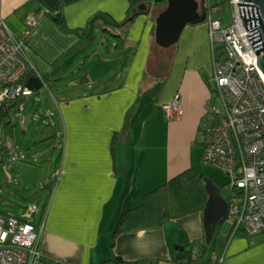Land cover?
Masks as SVG:
<instances>
[{"label":"crops","instance_id":"obj_1","mask_svg":"<svg viewBox=\"0 0 264 264\" xmlns=\"http://www.w3.org/2000/svg\"><path fill=\"white\" fill-rule=\"evenodd\" d=\"M131 1L0 0V9L19 36L29 29L30 17L35 18L37 23L28 40L29 57L40 73L56 72L61 79L80 59L84 58L86 65L96 58V54H87L92 46L88 43L93 41L76 29L88 27L98 14L125 20ZM214 1L218 0H207V5ZM60 11L66 16L67 27L49 14ZM157 16L158 9L153 6L134 19L127 29L126 45L137 49L133 61H127L120 72L115 66L116 72L105 85H94L91 70L83 74L84 68L79 67L78 74L73 71L75 79L67 78L63 92L57 95L53 90L60 87L62 80L49 89L62 124L61 130L56 127L52 134L58 141L54 147L56 157L61 156L55 176L50 174L47 183L41 178L25 182L28 187L44 183L42 193H49L48 199L39 196L22 209L5 211L39 221L43 254L65 264H115L117 257L132 264H183L176 256L184 253L186 245L206 235L204 214L194 212L165 225L136 228L114 236L126 205L140 204L147 191L185 169L196 170L203 153L196 139L211 98V84L205 64L190 63L195 50L191 47L186 51L183 66L177 61L182 43L177 44L170 75L159 96L144 92L149 89L143 84L156 41ZM208 21L186 26L188 43L208 40ZM126 28L121 27L122 31ZM103 76L99 83L106 79ZM177 96L181 97L182 111L169 120L156 104L161 107ZM150 97L155 99L151 107L152 102L147 101ZM2 129L5 126L2 128L0 123ZM5 132L9 136L8 127ZM224 222L217 229L216 240L208 242L210 246L204 252L203 257H213L209 264H264V234L250 236ZM141 230L145 233L142 238L137 235Z\"/></svg>","mask_w":264,"mask_h":264},{"label":"built area","instance_id":"obj_2","mask_svg":"<svg viewBox=\"0 0 264 264\" xmlns=\"http://www.w3.org/2000/svg\"><path fill=\"white\" fill-rule=\"evenodd\" d=\"M231 2L235 8L231 23L215 19L208 10L214 42L213 81L224 107H215L220 121L207 134L202 132L200 139L207 143L204 161L223 166L232 177L230 187L242 190L243 199L230 205L227 218L231 217L235 231L251 236L264 234V72L247 35L251 31L241 17L239 0ZM36 23L31 16L29 29L19 36L0 9V107L32 93L20 81L33 66L28 40ZM164 107L170 118L178 117L181 97ZM6 145L13 147L11 139ZM33 220L0 212V264L39 261L42 228Z\"/></svg>","mask_w":264,"mask_h":264},{"label":"rangeland","instance_id":"obj_3","mask_svg":"<svg viewBox=\"0 0 264 264\" xmlns=\"http://www.w3.org/2000/svg\"><path fill=\"white\" fill-rule=\"evenodd\" d=\"M223 1L226 3L219 6L218 3ZM212 5L213 16L215 19H220L225 24L233 21L235 8L231 0L214 1ZM209 10H211V8ZM109 27L115 32L122 33V29H119L118 27L112 25ZM104 28V26L99 27V24H97V39L92 43H88V45L92 46L87 50V54L92 56L93 54H96V58L94 60H89L86 65L83 64L84 58H82L76 67L73 66L66 70L63 78L59 79L62 80L59 81L60 87H55L53 89L55 94L58 95L65 90V84H68V79L71 80L76 78V75H73V71L78 74L79 67L84 68L83 74H87L86 72L91 70L92 76L90 78L94 85L99 86L105 85V82L108 81L107 79L116 72L113 71L115 66L118 67L116 70L120 72L121 67H124V64L127 61H129V63L133 61L135 51L137 50L136 47H125L124 49L122 48L119 50L121 52H116V38L110 31L105 30ZM186 29L187 28L185 27L181 39L178 42L179 45L182 43V50L179 52L177 61L182 64L187 62V60L183 58L185 57L184 55L186 51L192 47L195 50V55L192 56L190 63L194 64L196 62H202L205 64L204 67L207 72V78L210 80L209 82L211 84L209 95L212 96L213 92L211 90L214 81L211 75H213L215 69L214 42L212 35L209 30L207 41L200 40L198 42L194 41L193 43H188L186 40ZM195 44L196 46H194ZM176 45L177 44L171 47H162L156 41L154 42L151 56L149 57L147 75L143 84L146 88L153 87L158 80L165 78L162 72L165 69L164 66L170 67L173 64L175 58L174 49ZM216 45L219 46L220 43H216ZM183 66H185V64ZM181 67L178 66V69ZM110 72L112 73L109 75ZM103 75L106 76V79L99 83V78H104ZM125 75H127V73H125ZM181 80L182 77L180 75V81ZM84 85H88V83ZM200 94H202V91H200ZM147 101L152 102L150 104L151 107L155 102V99L150 97ZM215 105L220 109H223L224 107L219 99L215 100ZM156 108H161V110H163V115L165 113L167 119H173L167 115L164 104L161 107L156 104ZM139 110L140 107L138 104L136 111L139 113ZM59 118L60 116L57 111L55 98L49 89H45L39 94L30 95L23 102L22 110L13 118L12 123H6L4 125L2 123V128L5 126L6 131L8 127V134L10 138L13 139L16 149L18 150V158H15L17 157V153L14 151V148L12 146L8 147L5 144L7 132H5V129L0 130V156H4L7 151L10 152V155H5V159L0 160V174L2 177L0 181V209L14 211L31 204V202L39 196H42L45 200L48 199L49 193L46 195L42 193V191H44L43 184L47 183L50 179V174L52 178L56 174L59 150L57 151L58 156L56 157L54 147L56 144L58 145V141L53 137H46L54 134L56 127L58 130H61L62 124ZM43 138L46 139L44 140ZM196 172L199 175L206 174V180L207 178L213 179L214 182L220 186L224 197L228 198L232 195V189L229 186L231 185L232 177L229 174V171L220 164L207 163L204 162V160H199ZM14 175L17 177H14ZM32 178H41L44 183L31 184L33 186L28 187L25 182H31ZM242 199L243 193L236 192L233 194L232 201H241ZM205 210L206 208L201 212L204 214V217ZM231 224L233 225L231 217H228L224 222V225L230 227Z\"/></svg>","mask_w":264,"mask_h":264},{"label":"trees","instance_id":"obj_4","mask_svg":"<svg viewBox=\"0 0 264 264\" xmlns=\"http://www.w3.org/2000/svg\"><path fill=\"white\" fill-rule=\"evenodd\" d=\"M168 3L169 0H132L129 8V16L125 20L118 21L109 15L98 14L92 19L88 27L76 29V31L81 33V35L87 34L88 38L91 41H94L97 38L98 34L97 24H102L105 27V30L110 31L114 35V37L116 38V48L121 50L122 48L124 49V47H126L127 45V29L136 17H138L140 14L148 12L153 6L157 7L159 16V14L167 8ZM225 3L226 2L223 1L218 3V5L221 6ZM212 7L213 5L211 4L207 5L206 9L209 10L211 8L210 11H212ZM49 14L51 18H53L61 26H68L66 16L61 11L50 12ZM111 25L114 27H118L119 29H121V27L127 28L123 30L122 33H120L111 30L109 27ZM164 68L165 69L162 73L165 78L162 80H158L153 87H150L147 90L142 89L145 90V93H148L153 97L159 96L165 84L166 78L170 75V67L164 66ZM58 81L59 78L56 77V72H53L51 74H43L31 65L30 69L27 71V73L24 75L23 79L20 82L23 83L25 87L29 88L32 91L30 95H33L39 94L45 89H51L53 85L56 84L55 82ZM212 92L213 94L209 102L207 103V111L201 119L196 139V142L200 143L203 147L201 160H204V153L207 145L206 142H203L200 139L202 132L207 134L211 127H215L220 121V117L215 115L214 111L215 107H217L215 105V100L219 99L221 101V98L218 94V88L215 84L212 87ZM30 95H24L18 100L11 103L10 105L0 107V121L1 123H3V125L6 123L13 122V118L20 110V105L25 101V98H27V96L29 97ZM53 136L54 135H51L46 138H50ZM46 138L43 139L45 140ZM8 139H11V141L13 142V148L14 151L17 153L18 158V150L16 149V145L14 144L13 139L7 135L6 140ZM7 152L8 155H10V152ZM2 159L5 158L2 157L1 160ZM205 177L206 174L199 175L194 169V167H190L180 172L179 174L173 176L168 181L163 182L155 186L151 190L147 191L143 195V199L140 204L133 207L128 205L124 207V210L118 219L114 236H118L119 234L125 231L136 228L157 227L160 225H165L168 221L177 220L182 216L194 212H202L206 208L210 198L208 189L206 187L207 181ZM231 189L232 195L227 198V200L229 201V205L234 202L232 201L233 194H235L236 192L243 193L242 190H237L233 187H231ZM0 212L6 213L8 215H16L22 220H29L27 217H23L17 213H9V211L5 210H0ZM33 221L36 223L37 226H41L39 221ZM222 221L224 222L225 219L221 220L219 222V225L223 223ZM216 233L218 235V230ZM41 239L42 236L39 240L40 249ZM209 246L210 243L207 242L205 235V237L195 240L189 245H186L185 248H183L184 253L180 254L179 256H176V260H179L183 264H209L213 260L212 255L203 257L205 256L204 252L208 250ZM197 247H199V251L197 250ZM113 261L115 262V264L134 263L133 261H128L126 259H123L122 257H117ZM39 262H41L42 264H65L53 257L44 255L43 251L42 255L39 258Z\"/></svg>","mask_w":264,"mask_h":264},{"label":"water","instance_id":"obj_5","mask_svg":"<svg viewBox=\"0 0 264 264\" xmlns=\"http://www.w3.org/2000/svg\"><path fill=\"white\" fill-rule=\"evenodd\" d=\"M207 0H169L156 21L155 36L162 47H171L179 42L185 27L189 23H201L208 19ZM240 14L250 29L247 34L256 49L259 67L264 72V0H239ZM206 187L210 198L205 210L207 242L213 241L219 222L229 213V201L213 179L207 178Z\"/></svg>","mask_w":264,"mask_h":264},{"label":"clouds","instance_id":"obj_6","mask_svg":"<svg viewBox=\"0 0 264 264\" xmlns=\"http://www.w3.org/2000/svg\"><path fill=\"white\" fill-rule=\"evenodd\" d=\"M137 235H138V237H143L144 235H145V233H144V231L143 230H141V231H139L138 233H137Z\"/></svg>","mask_w":264,"mask_h":264},{"label":"flooded vegetation","instance_id":"obj_7","mask_svg":"<svg viewBox=\"0 0 264 264\" xmlns=\"http://www.w3.org/2000/svg\"><path fill=\"white\" fill-rule=\"evenodd\" d=\"M206 9V7L205 6H202V10H205Z\"/></svg>","mask_w":264,"mask_h":264}]
</instances>
